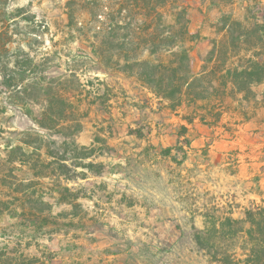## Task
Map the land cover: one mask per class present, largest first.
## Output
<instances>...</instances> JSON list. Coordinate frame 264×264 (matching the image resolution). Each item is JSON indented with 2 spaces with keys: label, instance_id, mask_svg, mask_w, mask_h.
Listing matches in <instances>:
<instances>
[{
  "label": "rangeland",
  "instance_id": "1",
  "mask_svg": "<svg viewBox=\"0 0 264 264\" xmlns=\"http://www.w3.org/2000/svg\"><path fill=\"white\" fill-rule=\"evenodd\" d=\"M69 1L0 0V264H222L205 216L264 201V0H168L199 36L159 48L139 0Z\"/></svg>",
  "mask_w": 264,
  "mask_h": 264
},
{
  "label": "trees",
  "instance_id": "2",
  "mask_svg": "<svg viewBox=\"0 0 264 264\" xmlns=\"http://www.w3.org/2000/svg\"><path fill=\"white\" fill-rule=\"evenodd\" d=\"M73 3L74 1L70 0L68 6H72ZM167 3L168 0H139L138 3V10L140 11L139 14H141L143 23L146 22L147 24L148 22V28L155 25L157 29L159 27L162 29L160 32L152 34L155 36L149 43H151L154 48L171 44L169 43V35L171 32L167 30L165 33V28L174 29L178 26L182 39L185 35L191 38L199 36L198 33L189 31V20L187 19L185 8H180L175 13V25L166 26L163 24L162 14L159 10L166 6ZM73 21V13L69 11L67 13L68 28L73 29ZM185 52L184 50L182 55H184V59L189 60ZM250 63L251 65L247 68L248 70H244L242 73H234L237 76H245L243 78H247L250 82L251 80L259 81V79H253V77L256 76L254 75L255 72L262 68V66L253 61H250ZM142 64H147V62L142 61ZM174 69H176V67ZM61 101L63 103L64 99L61 98ZM57 116L56 118L58 121L68 117L63 108ZM46 118L48 119L49 117H44L43 119ZM43 119L40 120L42 122H37L40 127H44ZM180 138H182L184 145L189 148L190 140L188 137H184V132L177 139L178 143L181 142ZM182 148V146H176L174 148L163 149L160 152L163 156L169 157L174 162L182 163L187 157V155L183 153L181 160H177V154ZM173 150H175V153H172ZM196 240L203 248L211 253V259L215 262L222 264H264V201L261 205L245 209L243 219H234L228 215L221 217L206 215L204 226L201 230H198ZM239 241L241 243L239 249L244 252L243 258H238L235 253Z\"/></svg>",
  "mask_w": 264,
  "mask_h": 264
}]
</instances>
